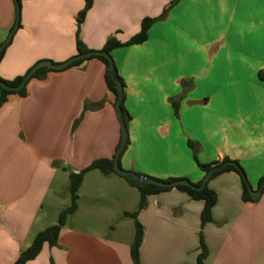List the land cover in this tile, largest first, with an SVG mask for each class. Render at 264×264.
<instances>
[{
	"label": "crops",
	"instance_id": "obj_1",
	"mask_svg": "<svg viewBox=\"0 0 264 264\" xmlns=\"http://www.w3.org/2000/svg\"><path fill=\"white\" fill-rule=\"evenodd\" d=\"M172 1L93 0L79 40L91 52L102 50L111 36L125 43L143 19L160 17ZM83 7L84 0H21L20 27L0 61V79L13 81L41 61L60 64L79 55L76 18ZM15 17L14 1L0 0V44ZM110 56L130 116L122 170L200 183L205 174L188 147L192 142L200 164L236 161L252 191L260 188L264 0H180L151 26L146 42ZM104 74V65L89 59L30 79L25 97L6 96L0 107V264H15L39 232L57 224L55 208L60 195L69 197L70 173L113 159L121 131ZM172 103H178L177 114ZM207 184L217 202L212 222L203 227V201L175 188L145 198L137 216L140 264H195L200 236L205 264H264V191L255 202H244L234 172ZM82 201L115 207L116 219L129 220L124 214L137 210L139 193L122 177L88 172L57 246L44 245L26 264H133L134 232L118 234L99 214L87 218L93 212L79 206Z\"/></svg>",
	"mask_w": 264,
	"mask_h": 264
},
{
	"label": "trees",
	"instance_id": "obj_2",
	"mask_svg": "<svg viewBox=\"0 0 264 264\" xmlns=\"http://www.w3.org/2000/svg\"><path fill=\"white\" fill-rule=\"evenodd\" d=\"M179 1L180 0L172 1L163 10L160 17L143 19L141 21V24H140L139 32L136 35H134L132 38H130L127 42L120 43L115 38V36L109 37L106 40L104 47L102 48V50H100V52H105L106 54H108L110 56L112 51L117 50L119 48L140 45V44L146 42L148 39V31L151 28V26L154 23H156L157 21L162 20L168 14V12ZM17 2L19 5V8H21V0H17ZM92 4H93V0H84V7L78 13L77 18H76V42H75V44H76V50H77L78 54H84V53L91 52V51L87 50L85 48V46L79 40V30H80L81 25L84 22L86 13L90 10V8L92 7ZM19 27H20V18H19L18 28ZM6 48L3 50V52L0 55V61H1V59L5 53ZM89 59H97L98 61H100L104 65V67H105L104 79H105L106 86H107L108 90L117 99L116 84H115V81L113 80V78L109 75V61H108V59L106 57H103V56H95V57L88 58L86 60H89ZM82 62L83 61L75 62L70 67L77 66V65L81 64ZM30 70L31 69H29L25 73V75ZM48 71H50V70L41 69V70L37 71L31 77V79H41L44 76V74ZM25 75H23L21 77H17L13 81H4L1 79L0 80L3 81L4 83L8 84L9 86L15 87V86H18L22 82ZM117 76H118V74H117ZM258 77L260 80H264V73L260 72ZM118 79L122 85L123 93H124V88H125L124 83L119 76H118ZM11 94H17L20 97H25V95H26L25 87L18 92H9V91H5V90L0 88V107L6 101V96L11 95ZM124 101H125V94L123 95V100L120 104V109H121L123 121L127 127L128 122L130 121V116L124 108ZM172 105H173L175 113L177 114L178 103H172ZM128 143L129 142L127 141V145H128ZM188 147L193 152V158H194L198 168L205 175L207 173H209L212 169L217 168V167H221V165L225 162H233V165H228L224 168L217 170L213 174L212 178H214V177H216L222 173H225V172L236 173L241 179L242 200L244 202H250V203L255 202V200H252V198L249 194L245 173L236 161H231V160L225 158L221 161H216V162L209 164V165H202L197 161V157H196L197 146H196V144H194L192 142H188ZM125 149H126V147H125ZM125 149L122 151V153L125 151ZM122 153H121V155H122ZM90 171H99L104 176H108V175H112V174L116 175L113 171V159H111V160H108V159L96 160L92 164H90L86 169L81 171L80 173H78V174L70 173L69 174V197H70L69 206L64 208L62 211H60V213L58 215V222L56 225H53V226H50V227L44 229L43 231L39 232L34 237L31 245L26 250H24L20 253L15 264H26V263L34 260L39 255V253L41 252L44 245H47L49 248H53V247L57 246V240H58V235L60 233V230L65 225L67 218L72 216L77 210L78 190H79V188L83 182L85 174H87ZM124 179L126 180V182L128 183V185L130 187L135 188L139 193V203H138L137 210L131 214L125 213L124 216L131 218L134 221L135 236H134V240H133L131 247H130V255H131V259H132L133 264H140L138 249H139L140 243L142 241L143 231H142V227H141L140 223L137 220L138 213H139V211L143 205V202L147 196L159 194L161 192H166V191H169L170 189H164V188L157 187V186L150 185V184H146V183H138V182L132 181L128 178H124ZM178 180H180V179H168L164 182H174V181H178ZM262 181H263V178L259 181V184H258L259 187L261 186ZM194 185L200 186L201 182L194 184ZM207 185L208 184H206L204 189L201 191H194V190L187 188V187H184V186L175 187L176 190L187 194L191 200L203 201L204 206H203V210H202L201 215H200V222H201L202 227L205 224L212 222V209L215 207L216 202H217L216 194L213 191H211L210 189H208ZM261 191L263 192L264 188ZM207 257H208V251H207V248H206V246L202 240V237L200 236L199 237V254L197 255L195 264H205V260L207 259Z\"/></svg>",
	"mask_w": 264,
	"mask_h": 264
},
{
	"label": "water",
	"instance_id": "obj_3",
	"mask_svg": "<svg viewBox=\"0 0 264 264\" xmlns=\"http://www.w3.org/2000/svg\"><path fill=\"white\" fill-rule=\"evenodd\" d=\"M13 1L15 4V10H16L15 23H14L12 30L10 31V33L6 37V39L0 44V55L3 52V50L9 45V43L12 39V36L16 32V30L18 28V24H19L20 8H19L17 0H13ZM95 56H103V57H106L108 59V61H109V75L113 78V80L115 81V84H116L117 99L115 102V111H116V115H117V118H118V121L120 124V131H121L120 143H119V146H118V148L115 152V155L113 157V171L117 176H120L123 178H128V179L135 181V182H138V183H146V184L154 185V186L161 187L164 189H172V188H175L177 186H184V187L190 188L194 191H201L204 189V187L206 186L208 181L212 178L213 174L217 170L224 168L228 165H233V162H225L221 165V167H217V168L212 169L209 173H207L204 176L200 186H195L190 181L185 180V179H181V180L174 181V182H164V181L155 180V179L143 176V175H137L133 172L122 170L119 166V158H120L122 151L125 149V147L127 145V141H128L127 127L123 121L122 113H121V109H120V104L123 100L124 93H123L122 85H121V83L118 79V76H117V72H116L114 62H113L112 58L108 54H106L105 52L92 51V52H88V53H84V54H79V55H76V56L68 59L64 63H60V64H54V63L49 62V61H41L31 68V70L24 76L22 82L18 86L12 87V86H9L8 84H6L0 80V88L5 90V91H9V92H18L21 89H23L25 87L26 83L31 79V77L37 71H39L41 69H48V70H52V71H62V70L69 68L75 62L84 61L88 58L95 57ZM247 186H248V191H249V194H250L252 200H256L260 196L261 190L264 188V179L262 181L260 188L257 191H252V189L248 185V183H247Z\"/></svg>",
	"mask_w": 264,
	"mask_h": 264
},
{
	"label": "rangeland",
	"instance_id": "obj_4",
	"mask_svg": "<svg viewBox=\"0 0 264 264\" xmlns=\"http://www.w3.org/2000/svg\"><path fill=\"white\" fill-rule=\"evenodd\" d=\"M58 202L60 204V206L58 208H55V210H63L64 208L68 207L69 206V197L68 196H65V197H60L58 198ZM77 205H78V202H77ZM79 206H82V208H85L86 210H89L91 212H93L92 214H90V216L88 215L87 218H90V219H94V216L95 214H99L100 215V218L103 220V219H107L108 221H105L104 220V223L107 222V226L109 227H112V228H116L118 234H126V233H133L134 232V236H135V225H134V221L133 219H116L114 217V214L117 212V208L115 207H112V206H103V205H100V203H98L97 201H93V202H90V203H85L84 201L80 202L79 203ZM131 208H136V203H134V201L131 203ZM52 212L51 214L53 215V220H54V207L53 209L51 208ZM95 211V212H94ZM103 213H102V212ZM104 211H107L108 214H105ZM70 219V217H68ZM67 218V219H68ZM70 221V220H69ZM95 221V220H94Z\"/></svg>",
	"mask_w": 264,
	"mask_h": 264
}]
</instances>
